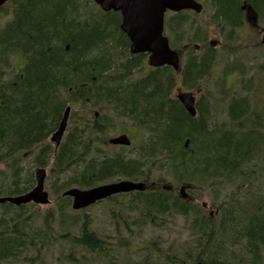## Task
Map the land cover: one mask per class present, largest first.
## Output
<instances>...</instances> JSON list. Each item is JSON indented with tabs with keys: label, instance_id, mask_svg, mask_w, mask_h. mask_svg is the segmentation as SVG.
<instances>
[{
	"label": "trees",
	"instance_id": "obj_1",
	"mask_svg": "<svg viewBox=\"0 0 264 264\" xmlns=\"http://www.w3.org/2000/svg\"><path fill=\"white\" fill-rule=\"evenodd\" d=\"M76 1L24 0L17 10L15 23L3 36L5 46L16 45L30 53V63L23 79L4 83L0 88V162L7 164V171L0 172L4 176L0 188L5 187L0 193H10L9 188L22 192L28 190L23 186L24 182L20 183L23 170L17 164L16 153L42 141L54 130L69 95L70 100L80 99L85 106H111L116 120H129L134 128H128L129 132L134 135L142 132L144 139L139 146L135 144L127 149L130 153L127 155L110 147L101 149L106 140L105 127L114 121L103 113L94 119L93 110L86 109L87 113L81 116L84 122H81L82 132L90 139L99 134L103 136L92 144L77 134H71L60 148L57 156L60 168L83 166L82 175L60 184V189L54 191L58 202L63 199L59 206L62 217L70 199L61 198L60 191L74 184L88 188L114 178L146 181L162 178L160 182H163V172H172L177 180L197 185L198 181L205 183L211 176L230 175L238 192L235 200L226 202L229 206L224 210L220 225L211 222L213 219L202 206V201L183 199L177 193L178 186L171 190L162 183L155 190L130 193L140 210V217L134 223L140 227L161 225L167 216L193 214L196 219L192 227L201 234V253L203 257H211L209 264H227L224 257L229 250L227 243L237 235L247 238L249 251L257 255L255 247L264 244V207L257 208L264 200V182L251 183L252 175L245 162L250 156L261 158L264 155L262 134L240 132L235 135L233 133L238 130L234 129L230 130L231 133L210 131L205 120L208 113L201 107L205 92L198 101L199 116L192 117L172 95L176 74L169 66L151 70L143 80L128 82L126 77L133 67L142 64L145 54L134 56L123 66V74L120 66H114L115 60L128 49L119 27L120 15L103 14L86 19L79 6L76 7ZM245 1L252 4L260 14V20H264V0H214L217 8L213 16L215 21L241 26L244 13L240 7ZM0 11L4 12L5 7H0ZM189 16L188 12H182L169 19L167 30L173 35L175 44L185 37L191 44L180 76L182 85L194 88L207 81L215 50L202 38V28L197 27L193 34H189L194 27V20L188 24ZM54 41L58 45L53 44ZM197 41L203 47L202 53L192 46ZM244 106L242 102L231 105L233 119L241 116L235 113L238 114ZM251 123L256 124L251 130L261 125L259 119ZM47 149L44 147L43 152ZM164 163L168 164L161 170L160 165ZM249 196L254 197L255 205L249 203ZM221 204L225 207V203ZM5 206L14 210L11 204ZM88 208L80 210L74 218L75 227L61 235L72 244L69 255L73 257L76 251L84 250L115 264V250H109L107 241L93 228L86 212ZM21 209L24 208H18ZM16 221L23 223L25 219ZM212 240L222 241L221 246L210 248ZM33 241L15 235L13 230L12 233L1 230L0 262L18 258L25 247L37 245ZM47 243L48 237L44 236L41 246H35L39 255ZM258 258L251 256V263L255 264Z\"/></svg>",
	"mask_w": 264,
	"mask_h": 264
},
{
	"label": "rangeland",
	"instance_id": "obj_2",
	"mask_svg": "<svg viewBox=\"0 0 264 264\" xmlns=\"http://www.w3.org/2000/svg\"><path fill=\"white\" fill-rule=\"evenodd\" d=\"M199 1L204 4L206 11L196 20L208 28V30L203 31L204 35L216 48L211 80L208 86L209 93L201 101L202 110H206L208 113L205 119L206 126L210 131L230 132L233 128L227 127L229 123L227 113L230 111L232 114L231 105L233 103L242 102L245 104L242 110L238 114L234 112L236 116H241L235 119L232 118V124L238 127V131L233 134L239 135L240 132H246L244 129L250 124L253 109L259 112L260 115H264V50L248 49L246 47L235 54V50L229 47L228 43L224 42L225 40L223 41L219 29L210 24L212 10L209 0ZM85 2L95 9L92 3L87 0ZM6 10H10V4L6 6L4 12L0 11L1 23L6 21L4 19ZM167 16H170V12L166 14ZM261 25L264 26V21H261ZM247 29L248 27L246 26L240 30L242 34H246L238 40L239 42L247 45L250 35L255 36V38H261V34L257 30L250 31L248 29L250 32H246ZM185 55L186 53L182 57V62ZM236 58L243 61L237 62ZM234 64H238L240 71L245 74L244 77L239 72L225 74V70ZM180 87L181 84L177 82V88ZM199 97L200 93L197 94V98ZM74 108L79 109L77 106H74ZM259 114L256 113L257 117ZM247 132H253V130L249 129ZM253 156H250L249 160ZM23 157V165L30 167L32 156L27 154L26 156L23 155ZM162 165H165V163ZM32 169L34 171L35 167ZM248 171H250V168H248ZM162 177L164 181H169L174 185L183 181L175 180L172 172H163ZM222 179L234 181L230 175H215L211 176L205 183L198 181L196 188L193 190H190L191 187H188L183 182V191L185 196H187L186 199L190 200V193L192 196L195 195L199 199L198 201L219 204L224 196L234 189V186L230 184L221 183ZM160 180L162 178L158 179V181ZM215 182L216 184H214ZM161 183L164 184L163 182ZM47 188L50 189L49 183H47ZM178 190L179 187L177 193ZM132 199L133 195L131 194H119L111 200L103 201L86 210L92 220L93 228L107 241L108 249L112 250V252L115 250L113 255L115 264L211 263L209 255L206 257L202 256L203 243L202 239L199 240L201 234L192 228L193 221L196 219L193 214L187 217L174 214L173 216H167V219L161 225L154 224L153 226L140 227L134 223L140 217V210L135 198ZM261 206L262 204H260ZM56 207V203L53 201L49 205H29L28 208L22 211L21 219L28 218V224H24L23 227L27 236L31 240L33 238L37 245L25 247L20 255L22 256L21 258L19 256L18 258L0 262V264H111L105 258H99L100 256L97 257L96 254L84 250L76 251L73 257L69 255L70 251L73 250L72 244L60 236L72 227V216L75 214L72 213L71 206L63 217L56 212L53 220L49 222L51 225V228H49L43 222L44 215L47 210L56 209ZM18 213L20 214L19 210L0 206L1 230L5 229L12 233L13 228L19 226L15 222ZM44 236L48 237V243L41 255H39L35 246H41ZM220 243L222 241L212 240L210 248L221 246ZM231 250L236 256L242 255L249 258L240 247H234ZM224 257L228 261H233L230 257V251H226Z\"/></svg>",
	"mask_w": 264,
	"mask_h": 264
},
{
	"label": "water",
	"instance_id": "obj_3",
	"mask_svg": "<svg viewBox=\"0 0 264 264\" xmlns=\"http://www.w3.org/2000/svg\"><path fill=\"white\" fill-rule=\"evenodd\" d=\"M3 0H0V3ZM104 9L120 10L122 13L121 28L127 32L132 41L133 51L151 50V63L156 65L171 64L179 68V56L176 51L171 50L168 38L162 36L163 12L167 8L181 10L192 8L200 12L202 6L194 0H97ZM248 12L253 15L254 9L251 5H244ZM178 98L183 102L186 109L195 114V98L189 93H180ZM70 108H67L69 112ZM62 134L61 132H59ZM114 143L128 144L130 141L126 136L112 140ZM44 175L38 180V185L30 193L16 198H0V202L10 200L16 204L36 201L37 203H47L49 201L48 192L43 190ZM144 187L142 183L132 181H121L118 183L98 186L90 190H70L67 194L75 196V209L90 205L97 200L111 196L120 192L139 190Z\"/></svg>",
	"mask_w": 264,
	"mask_h": 264
},
{
	"label": "bare ground",
	"instance_id": "obj_4",
	"mask_svg": "<svg viewBox=\"0 0 264 264\" xmlns=\"http://www.w3.org/2000/svg\"><path fill=\"white\" fill-rule=\"evenodd\" d=\"M2 7V6H1ZM246 160V159H245ZM181 171V170H180ZM237 171V170H236ZM250 174V173H249ZM222 175V174H221ZM218 177V176H217ZM242 177V176H241ZM235 178V177H234ZM246 178V177H245ZM234 180V179H233ZM248 182V181H247ZM252 183V182H251ZM254 187V186H253ZM263 188V187H262ZM247 189V188H246ZM249 189V188H248ZM250 191V190H249ZM258 191V190H257ZM252 192V191H251ZM262 196V195H261ZM239 197V196H238ZM241 198V197H240ZM246 201V200H245ZM248 206V205H247ZM243 209V208H242ZM252 212V211H251ZM250 212V213H251ZM229 213V212H228ZM262 215V213H260ZM244 216V215H243ZM260 216V215H259ZM261 218V217H260ZM233 224V223H232ZM231 225V224H230ZM234 226V225H233ZM237 226V225H236ZM232 228V227H231ZM236 229V228H235ZM231 236V235H230Z\"/></svg>",
	"mask_w": 264,
	"mask_h": 264
}]
</instances>
